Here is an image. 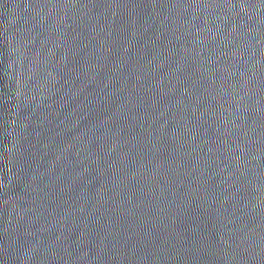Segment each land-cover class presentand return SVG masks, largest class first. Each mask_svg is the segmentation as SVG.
Returning <instances> with one entry per match:
<instances>
[{
  "label": "water",
  "instance_id": "95a60500",
  "mask_svg": "<svg viewBox=\"0 0 264 264\" xmlns=\"http://www.w3.org/2000/svg\"><path fill=\"white\" fill-rule=\"evenodd\" d=\"M0 264H264V0H0Z\"/></svg>",
  "mask_w": 264,
  "mask_h": 264
}]
</instances>
